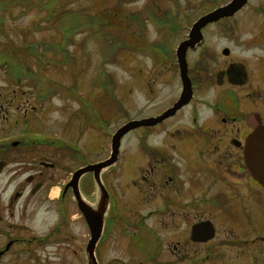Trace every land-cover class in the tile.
<instances>
[{
  "label": "flooded vegetation",
  "instance_id": "1",
  "mask_svg": "<svg viewBox=\"0 0 264 264\" xmlns=\"http://www.w3.org/2000/svg\"><path fill=\"white\" fill-rule=\"evenodd\" d=\"M253 11L264 20V1ZM249 33L238 43L239 55L227 46L212 51L205 41L189 49L187 57L196 52L198 73L189 70L193 98L177 112L189 108L187 120L167 124L162 137L134 139L132 156L143 161L136 164L131 182L117 186L115 204L102 177L110 204L108 213H99L102 227L93 250L98 264H264V186L245 161L248 136L264 125V26ZM164 46H169L164 63L177 64L176 53L168 43ZM153 64L160 63L155 58ZM212 64L217 67L211 72ZM31 112L26 107L23 115ZM76 114L85 130L89 124L81 105ZM55 135L0 138V264H59L66 256L93 264L94 229L79 206L71 174L106 160L111 147L101 160L91 161L77 139L69 143ZM123 153L120 147L119 170ZM65 160L82 165L62 182ZM87 181L82 184L81 177L78 187L91 210L85 195L92 179ZM77 227L86 232L78 246Z\"/></svg>",
  "mask_w": 264,
  "mask_h": 264
},
{
  "label": "rangeland",
  "instance_id": "2",
  "mask_svg": "<svg viewBox=\"0 0 264 264\" xmlns=\"http://www.w3.org/2000/svg\"><path fill=\"white\" fill-rule=\"evenodd\" d=\"M229 1L157 0L153 3L149 0L70 1L68 6L70 10L72 9L81 16L96 15L95 18L100 23L103 22L102 26H106V29L114 35L117 34V38L127 42L129 47L118 51L115 56H109L108 53L103 52V45L93 36L91 28L84 27L82 31L76 33L74 43L70 46L71 56L75 58L72 67L44 65V74L53 81V83H47L45 89L56 88L54 94L44 102L39 101L37 98L38 83L37 81L35 83L33 76L29 75L27 79H22L21 83L18 84L12 81L6 72V68L0 65V138H21L26 135L47 137L56 134L55 136L69 143L76 142L75 139H77L82 149L89 150L90 153H87L88 159L91 161L101 160L106 156L108 148L111 147L112 135L118 128L128 120H138L160 114L163 110L172 106L182 89L176 62L164 63V57L159 55L157 61L160 64L156 66L153 64L151 57L157 52H154L152 47H158V43H163L165 31L164 29L159 30L158 27L161 25L143 17L144 8L148 6L155 12L161 13L169 10L172 11L173 15L179 17L185 27L166 39L171 48L176 49L180 42L186 39L192 23H195L201 15ZM262 1L264 0H250L246 7L228 20V23H226L228 26H225L226 24H223V21L219 24H210L203 29L207 48L220 52L223 46H227L231 50H235L236 55H239L241 50H238L240 48L238 43L247 41L251 36L250 31L257 32L264 26L263 16L253 11V8ZM20 9L17 8L14 14H7L4 25L6 35L0 32V48H2L1 44L7 43L9 39L14 41L17 46H22L21 43H23L25 36L21 34L23 33L21 30H32L29 40L32 38L47 41L60 39L59 34L54 29H44L48 26V23L44 21L45 13L33 9L30 13L17 17V12ZM133 16H142L143 20L140 23L134 22ZM82 21L84 23L85 20ZM35 23L39 24L41 31L36 32L33 29ZM223 27H226V30ZM84 42L87 44L85 50L82 47ZM141 45L149 46L150 52L140 50ZM133 46L137 47L136 50L132 49ZM83 50L87 52L86 58ZM220 57L222 56H215V59H218V64L222 62ZM29 58L32 68L37 71L40 64L35 59ZM187 58L190 73L197 75L198 72L195 71L194 66L196 52L190 53ZM216 67L212 64L211 72ZM101 73L112 77L113 85L110 90L116 101H119V105L115 104V98L109 97L101 86V81L104 80ZM70 88L77 90L83 98H88L99 116L107 122L106 127L103 126L99 129L96 126L89 125L85 130L82 129V120L76 114L80 104L66 93V89ZM211 88L208 87L207 89V97ZM13 99L14 103L9 105ZM18 107L22 109L19 110ZM26 107L29 108V111H32L27 117L23 115ZM186 113H189V108L179 112V114L177 113V116L169 121L166 120V123L163 122L156 126L148 137H162V131L167 124L172 123V126L187 120ZM27 120L30 123L25 125ZM145 132L146 130L140 127L136 131L126 134L122 139L121 147H123L124 153L120 157L121 170H119V167L114 169L108 167L101 171L100 177L101 180L105 179L111 203H116L117 186L121 185L122 187V183L126 186L125 182H131L132 171L135 170L136 164L143 159L142 156L133 157L132 149L135 144L134 139L144 137ZM64 165H66V168L59 171L60 181L62 182L69 178L70 170L82 165V163L79 160L73 162L65 160ZM67 166H70L69 170ZM86 175L82 177V184L88 182L87 178L90 181L92 179L91 174ZM86 194L89 196L85 195V198L93 204L98 202L100 195H102L101 204L104 205L102 209L108 213L110 203H108L105 193L102 190L100 192L97 184L95 188L90 182L89 191ZM128 194L129 190L126 195ZM102 209L100 212L99 210L95 211L101 213L103 212ZM74 212L77 217L78 213L76 210ZM105 218H107V215H105ZM115 218L116 212L114 211L110 216V221H114ZM76 230V245L78 246L81 245L86 232H78V227ZM112 255V253L110 255L109 253L106 254L107 257ZM59 264L82 263L79 257L66 256L60 258Z\"/></svg>",
  "mask_w": 264,
  "mask_h": 264
},
{
  "label": "trees",
  "instance_id": "3",
  "mask_svg": "<svg viewBox=\"0 0 264 264\" xmlns=\"http://www.w3.org/2000/svg\"><path fill=\"white\" fill-rule=\"evenodd\" d=\"M70 1L72 0H0V32L4 33V35H6V28L4 25L7 14H14L17 8H21L17 12V17L26 15L33 9H38L41 13L46 14L44 21L48 23V26L44 27V29L49 30L54 28L61 36L60 40L52 39V41H47L45 39L38 40L33 38L29 40L32 35V30H21L23 31L21 34L25 36L23 43H21L22 46H17L11 39H9L7 43L1 44L0 65L6 68V72L15 83L20 84L22 79H27L29 75L33 76L35 83L36 81L38 83L37 93L41 100L48 99L53 94L45 89V85L49 80L44 74V65L51 64L52 66L63 67V65L67 64L72 67L74 59L71 57L69 48L70 45L74 43L73 39L76 33L82 31L85 26L93 30V33H95L94 36L103 45V52L108 53L109 56H115L118 51L129 47L127 42L117 38V34H115V36L106 29V26H102L103 22L100 23L95 16H81L72 11V9L70 10V8H68ZM97 18L99 19V17ZM82 20H85L84 23ZM160 27L161 29L165 27V40L162 42H166L168 36L175 35L176 30L180 27V22L178 18L167 15L163 18ZM33 29H35L36 32L41 31L37 23L34 24ZM82 46L85 50L86 45L83 44ZM135 48L137 47L133 46L132 49ZM141 49L150 52L149 46L145 47L141 45L140 50ZM152 50L154 52L163 53L167 51V48L152 47ZM86 56L87 52L84 51V57L86 58ZM29 57L35 59L36 62L40 64L37 71H34L32 68ZM103 78L104 80L101 81V86L107 94H110V87L113 85L111 81L112 77L108 74H104ZM68 91L71 92L75 98L80 100L86 122L90 125H98V127H100L104 120L99 116L94 107L78 96L72 89Z\"/></svg>",
  "mask_w": 264,
  "mask_h": 264
},
{
  "label": "water",
  "instance_id": "4",
  "mask_svg": "<svg viewBox=\"0 0 264 264\" xmlns=\"http://www.w3.org/2000/svg\"><path fill=\"white\" fill-rule=\"evenodd\" d=\"M247 2L248 0H232L227 5L219 7L215 9V11H212L206 15L204 14V16L198 19L195 25H193L190 34L188 35L189 36L188 39L183 41L177 49V55H178L177 57L179 61L180 74L183 83V91L179 97V100L174 104L172 108H169L158 117H152L142 120H133L125 124L123 127H121L118 130V132H116V134L113 137V155L109 160L101 162L99 164L89 165L83 169H80L75 173L74 178L72 180V184L73 186H75L77 199L80 203L83 212L85 213V216L90 221L94 229L93 238L91 241V248H90L91 259L93 264H97V261L93 256L94 255L93 250L95 247L94 245L96 244V242L100 237V232L102 227V215L91 211L89 207L82 200L78 189L79 178L83 174L93 171L95 177L97 178L98 183L100 184L99 172L116 161L119 152V145H120L119 141H121L122 137L126 133H128L130 130H133L141 126H152L157 124L158 122H162L167 117L174 115L175 112L178 110V108L180 109L182 106H184L189 102L192 96V86H191L190 77H188L189 74H188V67H187L188 65L186 58L187 50L190 47H194L196 43L202 39L203 27L207 26V24L219 21L222 18L233 16L235 12L241 10L247 4ZM246 163L249 170L252 172L254 178L257 179L262 185H264V126L262 125L258 127L247 140ZM1 168H2V164H0V169Z\"/></svg>",
  "mask_w": 264,
  "mask_h": 264
},
{
  "label": "bare ground",
  "instance_id": "5",
  "mask_svg": "<svg viewBox=\"0 0 264 264\" xmlns=\"http://www.w3.org/2000/svg\"><path fill=\"white\" fill-rule=\"evenodd\" d=\"M58 193V188H55L54 191H53V195H57ZM101 201H102V195H100V198L98 199V202H96L95 204L91 203L89 204L90 208L92 211H95V210H100L102 209V204H101Z\"/></svg>",
  "mask_w": 264,
  "mask_h": 264
}]
</instances>
